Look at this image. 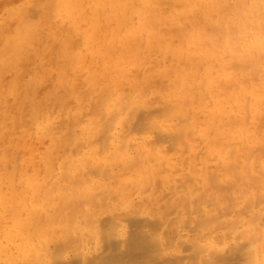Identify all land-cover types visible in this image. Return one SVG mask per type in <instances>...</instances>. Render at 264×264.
Masks as SVG:
<instances>
[{"label": "bare ground", "instance_id": "1", "mask_svg": "<svg viewBox=\"0 0 264 264\" xmlns=\"http://www.w3.org/2000/svg\"><path fill=\"white\" fill-rule=\"evenodd\" d=\"M54 2H56V1H52L50 4L51 8L53 9L52 17H62L64 19L74 21L78 17L85 15V16L90 17L92 19H96V21H95L96 26H97V19L98 18H100V19L102 18V20H104V21H105V19L107 21H110L115 16L119 15L120 16L119 21L122 22V23L121 22L120 23L123 24V26L121 24L120 25L122 26V29H124L123 27H125L124 26L125 21H123V20H125L127 16L136 15L137 18H139V20H140L139 21L140 22L139 30L141 32L140 34L142 37L143 36L145 37V35H142L144 33H146V36H147L148 34L152 33L153 30H157V33L154 35L157 36L158 39H160L161 44L159 47L161 49L163 48L162 51L160 52V53H162L161 54L162 57H163V55H165L164 52L172 53L174 51V54L176 55L175 49L173 50L172 49L173 46L171 48V46L169 44V43H172L170 41L169 37L171 35V37H173V40L175 41L176 38L179 39V38H184L187 36V31H185L186 30V27H185L186 23H185V25H183L184 23L183 24L181 23V19H185L189 15H193L195 13V10H192V9L189 10L188 7H191V8L197 7V5H195V6L187 5L188 4L187 0H59L57 3V6H52V5H54ZM226 3H229V2L226 1ZM256 3L258 5V0H256ZM196 4H199V3H196ZM246 4H247V2L245 1L244 2V8L247 6ZM255 6L256 5L251 6V7H253V8H251L253 10L251 12L254 13L251 15L253 17H257V13L262 11L260 9V7H262V5H260L259 8H257L258 6L256 8H254ZM236 9H237V12H239L240 14L243 15L242 20L244 21V22L242 21L243 29L240 27L239 30H241V31L237 35V37L235 38L236 46L238 45L237 47L239 48V47H244L247 44L246 48H243L245 51L244 52L245 56L246 55L248 56L249 54H251V52H253L252 50H254V51L257 50V52L260 53V51L264 47V44L262 43V40L258 39V37L261 36L262 33L264 34V29H262L263 31H261L257 26H255L253 28V31L250 33V35H248L246 32L248 31L247 29L249 28L248 24L251 20V16L248 18L246 16V12H244V9H243V11H238V8H236ZM169 10H170V12L172 11L174 14H171V15L167 14V12ZM188 11H190V12L188 13ZM233 12H234V10H233ZM227 13L229 15V11ZM132 16L130 18H134V16L133 17ZM193 17H194V15H193ZM211 18H212V16H211ZM213 18L211 20L212 22H213ZM223 18H224V21H226L225 20L226 15H225V17L223 16ZM100 19H98V21ZM135 19H136V17H135ZM135 19H133V20H135ZM133 20L131 19L129 22H127V20H126V25H128ZM221 20L222 19H220V21ZM232 21H233V18H232ZM232 21H230L231 24H232ZM112 22H110V23H112ZM222 22H223V20H222ZM222 22L221 23L219 22L220 27H221V25H223ZM77 23H78V21L76 22V24ZM86 23H88V22H86ZM110 23H109V25H110ZM199 23H201V21ZM114 24L116 25V22ZM74 25H75V23H74ZM112 25H113V23H112ZM120 25H118V26L121 28ZM79 26H80V24H79ZM132 26L134 28V24ZM32 27L33 26H31L30 23H27V22L22 23V27L20 30L15 31V33L12 37L5 39L3 48L0 50V60H1L0 63H2V61L4 62V58L6 61H8V59L11 56L18 54L20 52V48L24 44H26V45L32 44V39H33ZM110 27L111 26H109V28ZM220 27L217 28L215 26L214 29L212 28L211 29L212 33L214 32L215 29L216 30L218 29L217 30V32H218ZM232 28H234L232 31L235 32L236 27L234 26ZM135 30H136V28H135ZM188 30H190V29H188ZM222 30L224 31V29H222ZM236 30H238V29H236ZM244 30L245 31L247 30V31L243 34ZM207 31H210V30H207ZM223 31L218 32L219 33L218 35L216 32H214L216 34L213 33V35H217V37L219 36L220 37L219 39H221V38H223V35H224L222 33H225V31L224 32ZM166 32H168V33H166ZM81 34H83V33H81ZM118 34H119V32H118ZM163 34H166L167 37L168 36L169 37L166 38V40H165L163 38ZM86 35L87 34H85V36ZM133 35H135V34H133ZM252 35H254L253 36L254 38H252V40H251ZM137 36H139V34ZM86 37H88V36H86ZM97 37H98V35H97ZM115 38H116V36H115ZM133 38H134V36H133ZM133 38H130L127 41H124L123 38L115 39L116 42L118 41L117 46L119 48V52H121L120 56H122V57L127 56L128 58H130V56H134V57L136 56V54L130 55L131 51H132L131 45L134 43V40H136V38H134V39ZM224 38H223V40H224ZM142 39H141V41H142ZM219 39L217 38V40H215L214 42H218V43H216L218 45H219V42H221L220 43V45H221L224 41L223 40H222L223 42L219 41ZM179 40H181V39H179ZM188 40H190V39L187 38V41ZM230 40H233V39L230 37ZM226 41L228 42L229 40H226ZM116 42H115V44H116ZM182 42H183V40H182ZM232 42H234V41H232ZM38 43H40V42H38ZM158 43H159V41H158ZM77 44H80V42ZM229 44L231 45V43H229ZM73 46H74V44H73ZM90 47H92V46H90ZM215 47H216V45H215ZM88 48H89V46H88ZM238 48H237V50H238ZM232 50L234 51V49H232ZM239 50H240V48H239ZM208 54H205V55L208 56ZM260 54H258V55L261 56ZM138 55L139 54H137V56ZM205 55H203V58ZM183 56H182V58H183ZM207 56H205V57H207ZM245 56H242V61H240L239 64H236V62H233V60L237 59V57L235 55H233V52L230 50L229 52L227 51L225 53V55L223 56V60L227 61L228 59H230V66L229 67H231V69L233 71L234 70L237 71L236 75H234L236 71L233 74L235 77L239 74L238 75L239 79H248L250 77H253L254 81H255L257 79H255V76H252V74H253L252 71H250V70L248 71V69L250 67H251V69H253L254 64L255 63L258 64V62H261V61H259V59H258V61L256 62L253 59L255 56L251 57V59H253L255 61V63L251 60L253 62V65L250 66L251 63H250V65L248 64V61L250 62V59H248L246 61ZM86 58H87V56H86ZM160 58H161V56H160ZM136 59L137 58H135V60ZM212 59H213V57H211L209 60H211V62H212ZM160 60L158 61L159 63H161ZM260 60H261V58H260ZM76 61L77 60L73 57L72 62L76 63ZM12 62H6L5 64L10 68V66L13 65V63H14V62L13 63ZM146 62H148V61H145V63ZM145 63H143V65ZM206 64H208V63H206ZM143 65H141V66H143ZM213 66H214L213 68L216 67V65H213ZM219 66H221V62H220ZM202 67H203V65H202ZM257 68H258V66H257ZM257 68L255 67V69H256V71H254L255 75H257V73H260V70H261V69L257 70ZM263 68H264V66H263ZM227 69H228V67H227ZM255 69H253V70H255ZM197 70L200 71L201 69H197ZM125 72H126L125 67L122 66V64H118L115 68L114 74L118 77H124ZM247 72H250L252 74L248 75ZM261 73H262V70H261ZM208 74H210V76H209L210 82L213 83L215 81L212 77L213 73L209 72ZM21 75H23V74H21ZM169 75H171V74H169ZM218 75H217V77H220V74H218ZM233 75L231 77H233ZM262 75H264V73H262ZM181 76H183V75H181ZM235 77H233V79H235ZM233 79L229 78V80H231V81H229L230 83L228 82L229 84H231V82L232 83L234 82V84H232V85L227 84L228 80H226L224 83V81L222 79H220V82L221 83L223 82V83L221 84L219 82V85L230 86V87H227L230 90L232 87L235 86V89L234 88H232V89L236 90V88L238 87V86H236L238 83V80L235 83V81H232ZM207 80H208V78H207ZM207 80L206 79L204 80L205 83H207L209 81V80L208 81ZM204 81H201V83ZM261 81H262L261 79L258 80V82H261ZM187 82H189V81H187ZM255 82H257V81H255ZM203 84L204 83H202V85ZM18 85H20V84L18 83ZM67 85H68V87L71 86V84H67ZM219 85H218V87H219ZM136 86L138 87V85H136ZM163 87H164V85H163ZM163 87H162V89H163ZM239 87H241V86H239ZM227 88H226V90L229 91ZM197 89H199V88L196 87V89H194V90L196 91ZM163 90H165V88ZM201 91L203 92L204 90L201 89ZM206 91L208 92V90H206ZM192 92H191V94H192ZM196 92H193V94L195 93L194 97L196 95ZM235 92L236 91H233V93H235ZM220 95H219V97H220ZM223 95H225V93ZM231 95H229L231 98L234 97L233 94H231ZM142 96H144V93ZM145 96H147V95H145ZM175 96H177V94H175ZM134 97L135 96H133V97L131 96L132 100ZM170 97H171V95H170ZM186 97H187V95H186ZM102 98H103V96H102ZM131 98H129L130 99L129 101H131ZM142 98H144V97H142ZM205 98H206V96H205ZM60 99H62V98H60ZM187 99H188V97L186 98V100H184L183 106L184 105L187 106L188 107V108L186 107L188 109L187 112H189V110H190L189 105L192 104V101L194 103L195 101H198V100L195 97L194 100L191 99V101L188 102ZM207 99H209V98L207 97ZM230 99H228V101ZM245 99H246L245 102H247V103H245V105L246 104L248 105L249 101L251 102V100H248L247 97ZM7 100H9V99H7ZM125 100H126V102L128 101V99H125ZM232 100H235V99L232 98ZM232 100L229 101V104H231V105H233V102H234ZM228 101H226L225 103H228ZM231 101H232V103H231ZM97 102H98V100H97ZM168 102H170V101L165 100V98L158 97V98H156L155 101L151 100V102L140 100V101L134 102V103L130 102V104L125 103L126 105L124 104V106H126V109L128 107V110H127V113L125 115V118L120 120L119 125L121 126L122 130L126 129L129 133L126 131L128 134L126 135V132H125V136L123 137V139L120 138V139H122V141L119 140L121 142V143L119 142L120 145H122V142H123V144H125L128 148H130V146L133 147L134 145H131V143H130V141L132 140L131 133H133V132H135L136 135L144 136L143 138L145 140L146 139L148 140V142L146 144L142 145L141 148L149 147V149H147V151H145V152L140 150L141 154L139 152H138V154L141 156L138 158H142L145 162H147L150 165L148 167V170H146L145 172H139L138 171L139 176H136L137 178L134 177L135 179H132L131 177L125 178L126 172H128L129 169H131L130 168L131 166H130L128 168V170H126L127 166L126 167L124 166L127 159H129L128 158L129 155H126L127 152H122L121 150H123V148L122 149L118 148V146H120V145L117 146L115 144L116 142H113L115 138L110 139L113 137L111 136L109 138V136H105V137L109 138V139L106 138L107 141L112 140V142H113V144H110L111 141H109L108 142L109 145H107V146L105 144L106 141L101 142L102 139H100L99 137H98V141L96 139H95V141H93V139L95 138V136L98 133V129H97L98 126L94 121L89 122L83 130V134H84L86 142L88 144L87 150H84V149L80 150L81 144L79 143L80 144V146L78 145L79 148L77 149V147H76V149H74L73 151L68 152L67 158H64V156H60V157L56 156V154L58 153V148H61V146L63 145L62 140L55 138V134L53 133V131L55 129L54 125L56 123L55 122L56 117L52 118L51 115H48L46 113H42L41 112L42 109L40 110L39 106L34 107L32 115H33L34 119H36L37 134L40 135L41 137L42 136H49V140L51 141V147L52 148H51V150L47 151V153H45L44 158H43V163L45 165V168L48 170V172L46 173L45 176H41V170L42 169H40L41 168V166H40L39 167L40 172L38 171L39 173L34 172L31 176L25 177V179L23 180V183L21 184L22 187L19 191L17 189L19 186L16 185V187H15L14 186L15 184H13L14 176H13V180L11 179L12 178L11 176L13 175L12 173H11L12 174L11 176H8V175L5 176V175L0 174V264H264V219H263L264 217L262 218V220L258 221L259 216H261L258 213L262 214L263 211L257 212L256 207L255 206H254L255 208L252 207L257 212L256 213V214H258V216H257L256 214H253L254 211H252L250 209V206H248V207L246 206V204L249 203V205H252V204L256 205V206L262 205L263 206L262 208H264V182H262L263 178H261V177L257 178L254 175H253L254 180L252 181L253 177L251 176V174H249V176H246V177L251 178V180H250V178H249V180L251 183H253V185L258 184L257 182L260 183V180H261L262 184H261V186H259V188L257 190L259 192H262V194L261 195H260V193L256 194L258 192L256 189H255V191L251 190L249 192L248 189H250V187L253 185H251V183H249V181H248L249 185L246 183L247 186H244V185H246L245 184V182H246L245 178L246 177H244L245 175L240 177L238 175H240L241 173L239 172V174H237L238 172H236V169L240 171V169H238V168H240L239 166H241V165H239V163H241V162H239L238 164H235L236 168L234 170L236 173L233 172L234 173L233 175L237 174L235 176L238 177V179H237V177H235L236 178V180H234L235 183L237 180L241 181L240 178H242V180L244 178V180H243L244 185H243V182L241 183V185H243L245 188H242V190H243L242 191L243 193H241L242 195L239 194V196L238 197L236 196L235 199H234V197L229 198L230 195L228 194V198L230 200H234V203H236V205H235L233 203V201L231 202L233 204L232 205L233 208L237 207V210H236L234 216L232 217V219L227 217V215L231 213L232 210L230 211V209H232V208H231V205L229 206V204H230L229 199L227 200V197H224L225 195L223 196V192L227 191L226 189L231 191V189H229L230 186L233 184L231 186V188H234L235 184L232 182V184H230V186H229V184H228L229 182H227V180L225 179L226 175L225 176L220 175L221 172L219 174H216V172H217L216 169L214 171H212V173H210V174L208 172H207V174H206V172H204V170L206 168L205 164L208 160V156H207L208 154L200 157V159H199V160H201L200 163H205V164H201V168H197L196 165L195 166H190V165L188 166L191 174H193V175H187V176H189L188 180H190V181H188V182L190 184H187V182H185V181H184L185 183L182 184L184 186V189L187 190V193L189 195L188 197H186L187 200H186V205L184 206L185 208H180L179 206H176V205L180 204V203L178 204L176 202L177 204L173 203L171 205V207H169L168 209H167V206H164L163 209H160L159 203H160L163 195L160 196L159 193H158V195H156V192H159L160 190H167L169 188H170V190H172L173 187H174V189H178L179 186L177 184H178V182L180 183L178 177H182L183 170L186 168V167L185 168L183 167L184 166L183 163L186 160L184 161L182 159L181 154L178 153L179 151L174 152L172 154L170 153L173 146L180 147L179 146L180 142H181L180 140L183 137L182 132H184L185 130H187L190 127L189 131H190V133L192 132L194 135L193 137L188 138V142L190 144L189 146H188V144H186L187 145L186 147L188 149L183 145L187 149V151L190 152V156L194 157V156L198 155V153L200 152V151L199 152L197 151L198 146H196L195 143L199 140L204 141L205 140L204 138H206V135H204V134H206L207 132H206V130L203 129L204 125L207 124V126H208V124H211V125L214 124V131H216L217 135L220 133V132L218 133V131L221 129V127H219L217 124L215 125L216 118H218V117L215 116L216 118H214L212 116L211 112H209V114L204 117L205 120L207 121V123H205L204 125L200 124V119H199V121L196 119H193V116L190 119L189 115H191L192 112L186 113V114H188L189 119L185 115L187 118L183 119L185 121V122H183L182 119L180 118V116H181L179 114L180 112L179 113L177 112L179 114L178 118L176 115L173 114L175 117L172 115V113H173L172 110L177 108L178 107L177 105H179L180 103L175 104L174 102L171 101L174 104L170 103L171 104L170 105V104H168ZM262 102H263V104H261V105H263L262 107H264V100H262ZM188 103H190V104H188ZM195 103H197V102H195ZM221 103L222 102L220 101V104ZM229 104H227V106L230 107L229 109L236 107L235 105L230 106ZM154 105H155V107H157L159 109H153V108H155V107H153ZM168 105H170V106H168ZM223 105H224V103H223ZM247 105H246V107H247ZM251 105H253V106L251 107L250 110H252L254 108V104L252 103ZM182 107H181V109H182ZM260 108H261V106H260ZM179 109H177V110H179ZM198 109H201V107ZM123 110H125V109H123ZM243 110H244V108H243ZM246 110H249V109L246 108ZM246 110H244V111L246 112ZM89 112H90V110H89ZM195 112L197 113V114H195V116L198 115L197 110ZM92 113H94V112L92 111ZM97 113L98 112L96 111V114ZM249 113H250V111H249ZM87 114H91V113H87ZM119 114L124 115V113H119ZM245 114H246L245 118L250 117L247 115V112ZM262 115L264 116V112H262ZM117 116H119V115H117ZM231 118L236 119L237 115H236V117L232 116ZM231 118H229V121H230L229 124L231 125V123H232V125H233L235 122V119H234V122H231L233 120ZM173 119L180 120L181 122L178 121L180 123L183 122L182 126L180 125V123H177L181 126V130L178 133H175L174 132L175 130L173 128L174 126L173 127L171 126L170 122H172L171 120H173ZM187 119H188V121H187ZM240 120H242V119H240ZM240 120L238 118V120L235 122L236 124L234 126L238 125L241 122ZM72 121L73 120H71V122ZM226 123H228V122H226ZM261 124L263 125V123H261ZM61 125H60V127H61ZM75 125L73 124V126H75ZM223 125L226 126L225 123ZM71 126H72V124H71ZM178 127L179 126H177V128L175 127V129H178ZM228 127H229V125H228ZM243 127L244 126L239 127V131H240L239 133L242 135V137L244 139V145H246L249 148L250 145L252 144L253 138H255V136H256L255 135L256 132L255 131L250 132L249 130L247 131ZM56 128L58 129V126ZM111 128L113 129L112 125H111ZM233 128L236 129L237 126H236V128L235 127H233ZM259 128L262 129L261 127H259ZM257 129H258V126L256 128V131H257ZM109 130H111V129H109ZM109 130H107V131L109 132ZM250 130H251V128H250ZM105 131H106V129L103 130V132H105ZM107 131H106V133H107ZM189 131H188V133H189ZM212 131H213V129H212ZM236 132H238V131H236ZM259 132L260 131H257L258 136L260 135L262 130L260 133ZM56 133H58V132H56ZM106 133H104V134L106 135ZM135 133H133V135H135ZM188 133H187V135H188ZM129 134H130V137H129ZM190 135L191 134H189L188 136H190ZM235 135H237V134H235ZM72 136L73 135H71V137ZM113 136H115V135H113ZM210 136H211V133H210ZM128 137L130 138L129 140H127ZM134 137H136V136H134ZM134 137H133V139H135ZM76 138H77V136H76ZM137 138H138V136L136 137V139ZM230 138H231V136H230ZM104 139L105 138L103 136L102 141H104ZM64 140H66V139H64ZM68 140H70V142L68 141L69 144L68 143L66 144V146H65L66 150L69 147L68 145H70L72 143L71 139H68ZM79 140H81V139H79ZM218 140H220V139H218ZM46 142L47 141L45 140V143ZM98 142H99V144L101 142L102 145L105 144V146L104 145L102 146L100 144L101 147L100 146L98 147ZM212 142H214V141L212 140ZM83 143L84 142H82V144ZM211 143H210V145H211ZM239 143L240 142H238L237 144H239ZM156 144L158 146L160 145V147H161L160 151H157V149L155 147L152 148V146H154ZM165 144H168V146H166V147L167 148L169 147V149L165 148ZM237 144H235V145H237ZM227 145L233 146L234 144L231 142H227ZM122 146H120V147H122ZM203 148H204V146H203ZM232 148H231L232 149L231 150L229 147V150L232 151L231 154L235 155L236 153H238V151L236 152L234 150V147H232ZM257 148L258 147H255V151L260 149V148H258V149ZM69 149H71V148H69ZM162 149H165V150H162ZM130 150H131V148H130ZM233 150L235 151V153H233L234 152ZM240 151L243 152V151H245V149L241 147ZM255 151H252L249 154V156H252L253 153H256ZM183 152H186V150L183 149ZM261 152H262L261 155L264 154V150ZM228 153H229V151H228ZM138 154L135 153V155H138ZM234 155H231V158H233ZM225 156L226 155H224V157ZM229 156H230V153H229ZM34 157L36 159L35 155H34ZM134 158H135V156H134ZM185 158H187V157L185 156ZM228 158H226V159H228ZM248 158L250 159V157H248ZM258 161H256V163ZM0 163H2V162L0 161ZM138 163H140V161H138ZM151 163H153V164H151ZM35 164H33V166ZM40 164L41 163H39V165ZM197 164L199 165V163H197ZM226 164H228V163H226ZM247 164H248V160H247ZM5 165H7V164H5ZM233 165L234 164H232V162H230L228 164V166H229L228 169H230L232 167V171H233V168L235 166V165L234 166ZM27 166H29V165H27ZM135 167H136V164H135ZM162 167H164V169ZM208 169H206V170H208ZM16 171L17 170H14L13 173L15 172L14 174H16ZM248 171H247V173H250ZM24 172H23V174H24ZM5 173L6 172H4L3 174H5ZM163 173H169L168 174L169 176H162ZM225 173H227V172H225ZM247 173L245 171L246 175H247ZM263 173H264V171H263ZM263 173H262V177H264ZM27 174L29 175L30 172ZM230 174H228V175L230 176ZM184 175H185V178L187 179L186 173ZM259 176H260V174H259ZM184 179H182V180H184ZM142 180H147L149 182V186L152 187V188L151 187L149 188V189H151L150 190L151 192L146 191L148 188L146 190L144 189L145 192H148L147 195L150 194V196L148 198L149 199L151 198V202L147 201V200H149L148 198L146 200V198H145L146 195H145L144 199H142V200H143V202L146 200L145 203L147 205L149 204L148 202H150V204H149L150 206L146 205L147 208L143 212L140 209L139 211H141V213L139 214V212H136L137 209H135V207H133L135 204H133V202H131V199H130V193L131 192H127V190L131 186L134 187L135 190H139L141 183H142ZM15 181H17L16 178H15ZM239 181H237V182H239ZM182 183H183V181H182ZM98 187L104 188L106 190V193H107L105 195H107V196H110V194L114 193V191H116V189H117L118 196L120 198H123V199H121V200H123V202L121 201V203L123 206H125L123 208V209H125L124 211H122V209H120V210L122 212H124V215H125V213H128V216L126 215L127 216L126 219H123V220H122V218L120 219L121 214L118 213V210H119L118 207L121 205L120 202H119V204H113L114 206L118 205L117 208L113 207V205L111 207H109L106 204L108 197L105 196V198L103 197L104 202H103V200H101V201L99 200L102 198H99L98 200L100 201L101 204H99V203L97 204V202L95 201L97 199H95V198L100 197L97 195L100 193H99V191L97 193H95V195H97V197H95V195L93 193L95 191H97ZM181 188H182V186H181ZM170 190L168 191L169 193H171ZM203 190H204L203 193H199L200 191H203ZM132 191H134V189H132ZM210 191H211V194H208ZM244 191L246 193H244ZM141 192L145 193L144 191H141ZM162 192H164V191H162ZM227 192H229V191H227ZM237 192H238V190H237ZM243 194H245L244 195L245 198H243ZM92 195H94V196H92ZM173 195L174 194H172V196ZM71 197L73 199L69 202V198H71ZM181 198H182V196H181ZM110 199L112 200V198H110ZM116 199H114V200H116ZM183 199H185V198L183 197L182 200ZM133 200L135 201L134 198H133ZM227 201L229 202V204H226V203H228ZM56 202H58V204ZM71 202H74V205L76 204L79 206V207L77 206V208H79L78 210H75L76 208L74 210L76 212H78L81 209V211H82L81 216L82 217H80V215L79 216L77 215L78 218L79 217L80 218L78 219V221L76 223H74V220L72 222L70 221L71 220L70 216L65 217L63 215V219H64V220H62L63 222H60V223L57 222L56 218L63 214V212H64L63 210H65L64 208H68V206L71 205ZM113 202L114 201L112 200V203ZM104 203L106 206L104 205ZM107 203H109V202H107ZM138 203L139 204L136 203L135 206L141 207L139 205L144 204L142 202H138ZM151 203H152V205H151ZM60 205H63L64 207L60 208ZM108 205H111V203H109ZM200 205H202L204 207H201ZM228 206L230 207V209L228 208ZM143 209H144V206H143ZM186 209L189 211H187ZM112 210H114L115 214H112V216L109 218H104V217L102 218L103 214H109V213H111ZM249 210H250V212H249ZM75 211H74V213H75ZM67 214L69 215V214H71V212L67 213ZM141 214L147 215L148 218H147V216H141ZM172 214L175 215L174 217H176L177 220L175 218L174 222L168 227L167 225L169 223V219H170V216ZM72 215H73V211H72ZM122 215H123V213H122ZM186 217H187V219H186ZM184 226H187V227L191 226L190 227V228H192L191 230H194L196 232V234L190 233V234H184L183 236L179 235V231H181L180 229ZM166 228H167V230H166ZM191 230L188 229V231H191ZM234 230H235V232H234ZM106 249H107V252H104Z\"/></svg>", "mask_w": 264, "mask_h": 264}, {"label": "rangeland", "instance_id": "2", "mask_svg": "<svg viewBox=\"0 0 264 264\" xmlns=\"http://www.w3.org/2000/svg\"><path fill=\"white\" fill-rule=\"evenodd\" d=\"M52 1H56V2H54V5H52V6H57V3L59 0H0V50L3 48L5 39L12 37L14 35L15 31L20 30L22 27V23L27 22V23H30L31 26H33L32 27V30H33L32 31V35H33L32 44H29V45L24 44L20 48V52L18 54L11 56L8 59V61H6L4 58V62L2 61V63H0V161L2 162V163H0V165H1L0 166V170H1L0 174L5 175V176H7V175L11 176L13 174L11 176L12 177L11 179L13 180V176H14L13 184H15L14 185L15 187H16V185L19 186V187L17 186L18 191L21 189V187H22L21 184L23 183V180L25 179V177L31 176L34 172H38V171L40 172V169H42L41 170V176H45L46 173L48 172V170L45 168V165L43 163V158H44L45 153H47V151L51 150V148H52L51 147V141L49 140V136H42L41 137L40 135L37 134L36 119H34V117L32 115L34 107L39 106L40 110L42 109L41 110L42 113H46L48 115H51L52 118L56 117L55 118L56 123L54 125V128L56 130L54 129L53 133L55 134V138L62 140V142H63V145L61 146V148H58V153L56 154V156H59V157L64 156V158H67L68 152L73 151L74 149H76V147L78 149L80 144H81L80 150H82V149L87 150L88 149V144H87L85 136L83 134V130L86 127V125L91 121H94L98 126L97 127L98 133L95 136V138L93 139V141H95V139L98 141V137L103 140V136H104L105 139H104V141L101 140V142L106 141L105 142L106 146L109 145V143H108L109 141H111L110 144H113V142H116L115 144L117 146L120 145V143H121L120 141H122L123 137L125 136V132L127 131L126 129L122 130L121 126L119 125L120 120L125 118V115H126L127 110H128V107L126 109V106H124V104L125 103L130 104V102L134 103V102H138L140 100L151 102V100L155 101L156 98H158V97L165 98V100L170 101V102H168V104H170V103L171 104H174V103L179 104L180 103L179 105H177L178 106L177 108L172 110L173 111L172 115L174 114L178 118V116L180 114L181 115L180 118L182 119L183 122H185L183 119L188 117V114H186V113L192 112V114L190 113L191 115H189L190 119L193 116V119H196L198 121L200 119V124L204 125L205 123H207V121L205 120L204 117L206 115H208L209 112H211L212 116L214 118H216L215 116L218 117V118H216L215 125L217 124L219 127H221V129L218 131V133L219 132L220 133L217 135L216 131H214V124L213 125L208 124V126H207V124L204 125L203 129L206 130V132H207L206 134H204V135H206V138H204L205 139L204 141L199 140L195 143V145L198 146L197 151L198 152L200 151V152L198 153V155H196L194 157L190 156V152L187 151L188 148L186 147L187 146L186 144H188V146L190 145L188 142V138H191L194 135L192 132L190 133V131H189L190 127L187 130H185L184 132H182L183 137L180 140L182 142V143L180 142V145H179L180 147L173 146L170 153L172 154L174 152L179 151L178 153L181 154L182 159L184 161L186 160L183 163V165H184L183 167L184 168L186 167V168L183 170L182 177H178V179L181 183L180 184L177 181L178 182L177 185L179 186L178 189H174V187H173V189L171 188L172 190H170V188H169L167 190H160L159 192H156V195H158V193L160 194V196L163 195V197L159 203L160 209H163L164 206H167V209H168L169 207H171V205L173 203H175V204L180 203L179 205H176V206H179L180 208H185L184 206L186 205V200H187L186 197H188L189 195L187 193V190L184 189V186L182 184H184L185 182H187V184H190L188 182V181H190V180H188L189 176H187V175H193V174H191L188 166L189 165L190 166L196 165L197 168H201V164H205V163H200L201 160H199V159L201 156H205L207 154H208L207 155L208 160L205 164L206 168H205L204 172H206V174H207V172L210 174V173H212V171H214L216 169L217 170L216 174H219L221 172L220 175H224V176L226 175L225 179L227 180V182H229L228 183L229 186H230V184H232V182L235 184L234 188H231V186L233 184L230 186L229 189H231V191L225 188L227 191L230 192V193L227 191L223 192V196L225 195L224 197H227V200L230 197H234V199H235L236 196L238 197L239 194L243 193L242 188H245L244 186H247L248 181H249V183H251L250 182L251 178L246 177V176H249V174H251L252 177L254 175L257 178L258 177L263 178L262 182H264V177H262V173L264 171V154L261 155V153H262L261 151L264 150V120H263L264 116L262 115V112H264V109H263L264 107H262L263 105H261V104H263L262 100H264V75H262V73H264V68H263V66H264V47L260 51L261 54L259 52H257V50L256 51L252 50L254 53L251 52V54H249L248 56L246 55L247 56L246 57L244 54L245 51L243 48H246L247 44L244 47H239L240 48V50H239V48L237 47L238 45L236 46V43H235V38L237 37V35L241 31V30H239L240 27L243 29V27H242L243 15L240 14L239 12H237L236 8H238V11H243V9H244V12H246V16L249 18L252 14H254L253 12H251V11H253L251 9L253 7H251V6L256 5L254 8H256L257 6H258L257 8H259L260 5H262V7H260V9L262 11H260V12H258L259 10L257 11L258 12L257 17L251 16V20L248 24V27H249L247 29L248 31L247 30H246L247 32L245 30L243 31V34L246 32L248 35H250V33L253 31V28L255 26H257L261 31H263L262 29H264L263 28L264 27V0H258V5L256 3V0H187L188 1L187 5H189V6L197 5L196 8L195 7H193V8L188 7L189 10L190 9L195 10V13L193 14L194 17H193V15H189L187 18L181 19V23L182 24L184 23L183 25H185V23H186V26H185L186 27L185 31H187L186 37L190 40L187 41V38L184 37V38H179L181 40L176 38L174 41L173 37H171V35H170V37L168 36L170 41L172 42L169 44H170L171 48L173 46V48H172L173 50L175 49L176 55L174 54V51L172 53L164 52L165 55H163V57L161 55L162 53H160L163 49V48L161 49L159 47L161 44L160 39H158L157 36L154 35L157 33V30H153V32L148 34L147 36H146V33L142 34V35H145V37L143 36L144 37L143 38L141 36V34H140L141 32L139 30V25H140L139 21L140 20H139V18H137L136 15H133L134 18H130L132 15L127 16L126 19L123 20V21H125L124 22L125 27H123L124 29H122V26H123V24H121L122 22L119 21L120 20L119 15L115 16L110 21H107L106 19L104 21V20H102V18L101 19L98 18L101 21L100 20L98 21V19H97V26H96V22H95L96 19H92V18L87 17L85 15L78 17L74 21L64 19L62 17H52L53 9L51 8V5H50ZM226 1H228L229 3H226ZM245 1L247 2V4H246L247 6L244 8V2ZM196 3H199V4H196ZM233 10H234V12H233ZM228 11H229V15L227 13ZM168 12H167V14H169V15L174 14L172 11L170 12V10ZM189 12L190 11H188V13ZM225 15H226V18H225L226 21H224V18H223V16L225 17ZM211 16H212V18L214 17L213 22L211 21L212 20ZM135 17H136V19H135ZM232 18H233V21H232ZM129 19L130 20L135 19V20L130 22L128 25H126V20H127V22H129L130 21ZM220 19H222L223 22H222V20L220 21ZM77 21H78V23L76 24ZM200 21H201V23H199ZM230 21H232V24ZM86 22H88V23H86ZM110 22H112L113 25ZM115 22H116V25L114 24ZM219 22L220 23L222 22V24H223V25H221L222 28L219 26ZM74 23H75V25H74ZM109 23H110V25H109ZM79 24H80V26H79ZM133 24H134V28L132 26ZM108 25L111 27L109 28ZM118 25H120L121 28ZM214 25L217 28L220 27L218 32L223 31L222 29H224L225 33H222V34H224L223 38L225 37L224 40H223V38L219 39L220 38L219 36L217 37V35L219 34L217 32L218 29L214 30V32H216L217 35H213L214 32L212 33L211 29L212 28L214 29V27H215ZM234 26L236 27L235 32L232 31L234 29L232 27H234ZM135 28H136V30H135ZM187 28L190 30H188ZM236 29H238L239 31ZM207 30H210V31H207ZM118 32H119V34H118ZM81 33H83V34H81ZM166 33H168V32H166ZM216 33H214V34H216ZM85 34H87L86 36H88V37H86ZM133 34H135V35H133ZM138 34L140 37L137 36ZM97 35H98V37H97ZM115 36H116V38H115ZM133 36H134V38H136V40H134V43L131 45L132 51H131L130 55L136 54V56L135 57L130 56V58H128L127 56H123V57L120 56L121 52H119V48L117 46L118 41L116 42L115 39L123 38L124 41H127L130 38H133ZM253 36L254 35H252V37L250 36L251 40H252V38H254ZM168 37L166 34H163V38L165 40ZM216 37L219 39V41H222V40L224 41V42L222 41L224 43V44L223 43L221 44L222 46L220 45L221 42H219V45L216 44L218 42H214L215 40H217ZM230 37L233 40H230ZM141 39H142V41L143 40L144 41L142 42ZM258 39L262 40V43L264 44V34L263 33L261 36L258 37ZM182 40H183V42H182ZM226 40H229V41L227 42ZM158 41H159V43H158ZM232 41H234V42H232ZM38 42H40V43H38ZM76 42L77 43L80 42V44H77ZM115 42H116V44H115ZM229 43H231V45ZM232 43L233 44L235 43V44L233 45ZM73 44H74V46H73ZM215 45H216V47H215ZM88 46H89V48H88ZM90 46H92V47H90ZM237 48L239 51L237 50ZM232 49H234V51ZM230 50L233 52V55H235L237 57V59L233 60V62H236V64H239V62L242 61V56H245L246 61L248 59H250V62L248 61L249 65L251 63L250 66L253 65V62L255 63V61L257 62L259 59V61H261V62H258V64L255 63L253 66V69H255V67L257 68V66H258L259 69L257 68V70L261 69L262 73L260 70V73H257V75H255L254 71H256V69L253 70L249 66L250 68L248 67L249 69L248 68L247 69H248V71L249 70L252 71L253 74L250 72H247V74L248 75L252 74V76H255V79H257L255 81H257V82L259 79H261L262 81L257 83L254 81L253 77H250L248 79H239V77H238L239 74L236 76L237 77L236 78L234 75H236L237 71L236 70L233 71L231 69V67H229L230 66V59H228L227 61L223 60V56L225 55V53L227 51L229 52ZM137 54H139V55L137 56ZM205 54H208V56ZM258 54H260L261 56H259ZM203 55H205L207 57L204 56V58H203ZM86 56H87V58H86ZM160 56H161V58H160ZM182 56H183V58H182ZM73 57L77 60L76 63L72 62ZM211 57H213L212 62H211V60H209ZM251 57H254L253 59L255 61L253 59H251ZM135 58H137V59L135 60ZM260 58H261V60H260ZM159 60L161 63L158 62ZM145 61H148V62L145 63ZM6 62H12L13 65H11L9 68L5 64ZM220 62H221V66H219ZM143 63H145V64L143 65ZM206 63H208V64H206ZM118 64H122V66L125 67V71H126L124 74L125 78L124 77H118L114 74L115 68ZM141 65H143V66H141ZM202 65H203V67H202ZM213 65H216V67L213 68L214 67ZM227 67H228V69H227ZM197 69H201V70L198 71ZM209 72L213 73L212 77L215 80L213 83L210 82V78H209L210 74H208ZM234 72H235V74H234ZM21 74H23V75H21ZM169 74H171V75H169ZM218 74H220V77H217ZM181 75H183V76H181ZM232 75H233V77H235V79H233V77H231ZM207 78L209 81L207 80ZM229 78H232L233 79L232 81H235V83L238 80V83L236 85L238 87L236 88V90H234L235 89L234 85H233L234 87H232L234 89L231 88V90L227 88L230 86L219 85L220 79H222L224 81V83L226 80H228L227 81L228 85L234 84V82L233 83L231 82V84H229L230 83L229 81H231V80H229ZM205 79L208 81L207 83H205V81H204ZM187 81H189V82H187ZM201 81H204V82H202V83H204L203 85H202ZM18 83L20 85H18ZM67 84H71V86L68 87ZM162 84L164 85V87ZM136 85H138V87ZM218 85H219V87H218ZM239 86H241V87H239ZM162 87H163V89L165 88V90H163ZM196 87L199 88L196 90L197 92L194 90V89H196ZM226 88L229 91H227ZM201 89L204 91L202 92ZM206 90H208V92ZM192 91L196 92L195 97L198 101H195V102H197V103L194 102L195 104L192 101V104L189 105L190 110H189V112H187L188 107L185 105L183 106V104H184V100H186L187 97H188V99H187L188 102L191 101V99L192 100L195 99V97H194L195 93L193 94ZM233 91H236V92L233 93ZM191 92H192V94H191ZM143 93H144V96H142ZM224 93H225V95H223ZM175 94H177V96H175ZM231 94H233L234 97H232V98H234L235 100H232V98L229 96ZM145 95H147V96H145ZM170 95H171V97H170ZM186 95H187V97H186ZM219 95L221 98L219 97ZM102 96H103V98H102ZM131 96L132 97L135 96L133 98V100H132ZM205 96H206V98H205ZM142 97H144V98H142ZM207 97L211 101L209 99H207ZM246 97L248 98V100H251V102L254 104V108L252 110H250V109L253 105H251L252 103L250 101L248 104L249 106L246 104L247 105V107H246V105H245V103H247V102H245ZM60 98H62V99H60ZM129 98H131V101H129L130 100ZM7 99H9V100H7ZM125 99H128L129 102L127 101L128 102L127 103ZM228 99L234 101L233 105L236 106V107L234 106L235 108L229 109L230 107L227 106V104H229L230 100L228 101ZM97 100H98V102H97ZM171 101L174 103H172ZM220 101L222 102L221 104H220ZM226 101H228V103H225ZM232 101H231V103H232ZM223 103H224V105H223ZM188 104H190V103H188ZM170 105H168V106H170ZM229 105L233 106L231 104H229ZM260 106H261V108H260ZM153 107H155V105ZM181 107H182V109H181ZM200 107H201V109H198ZM225 107L226 108L228 107V108L226 109ZM243 108H244V110H246V108L249 109V110H246V112H247V115L250 117L245 118L246 112L243 110ZM123 109H125V110H123ZM153 109H159V108L155 107ZM177 109H179V110H177ZM195 109L198 112V115H196V116H195V114H197V113L195 112L196 111ZM89 110H90V112H89ZM91 110L94 113H92ZM96 111L98 112L97 114H96ZM249 111H250V113H249ZM118 112L124 113V115L119 114ZM177 112L178 113L180 112V113L178 114ZM87 113H91V114H87ZM117 115H119V116H117ZM236 115H237V118L236 119L234 118L235 122L238 120V118H239V120L242 119V120H240L241 122L239 121L240 123L238 122L239 124L236 125L237 128H236V126H234L236 124L234 122V119L231 118L232 116L236 117ZM189 117H188V119H189ZM229 118L233 119L231 121V122H234L233 125H232V123H231V125L229 124V122H230ZM188 119H187V121H188ZM71 120H73V121L71 122ZM171 121H172V122H170L171 126L172 127L174 126L173 127L175 130L174 132L175 133L180 132L183 122L180 123L181 121L178 119H176V120L173 119ZM178 121H180V122H178ZM226 122H228V123H226ZM260 122L263 123V125ZM70 123L72 124V126ZM177 123H180L181 126ZM224 123L226 126L223 125ZM73 124L74 125L76 124V125L73 126ZM60 125H61V127H60ZM111 125H112L113 129L111 128ZM228 125H229V127H228ZM57 126H58V129L56 128ZM177 126H179L178 129H175V127L177 128ZM240 126H244L243 128H245L247 131L249 130L250 132H252V131L256 132L255 133L256 136H255V138H253L252 144L250 145L249 148L246 145H244V139H243L242 135L239 133L240 132L239 131ZM257 126H258L257 131L261 132V130H262L261 133L259 132L260 133L259 136L257 135L258 133L256 131ZM233 127H235L236 129H234ZM259 127H261L262 129H260ZM108 128L111 130H109ZM250 128H251V130H250ZM102 129L103 130L106 129V131L109 130V132L108 131H107V133H106V131L103 132ZM212 129H213V131H212ZM235 130L238 132H236ZM188 131H189V133H188ZM56 132H58V133H56ZM127 132H126V135L129 133V132L128 133ZM104 133H106V135ZM133 133H135V132H133ZM133 133H131L132 140L130 141V143H131V145H134V146L133 147L130 146L131 150L125 144H123V142H122V145L124 147L122 145H120L122 147L118 146V148H120V149L123 148V150H121V151L127 152L128 154L126 153V155H129V157H128L129 159H127L124 166L125 167L127 166L126 170H128V168L130 166H131L130 167L131 169H129V171L126 172L127 177L125 176V178L131 177L132 179H135V178H137L136 176H139L138 175L139 172H145L146 170H148V167L150 164L145 162L142 158H138L141 156L138 154V152L141 154V151L145 152V151H147V149H149V147L141 148V146L146 144L148 142V140L147 139L145 140L143 138L144 136H142V135L139 136V135H136V133H135V135H133ZM187 133H188V135L189 134H191V135L188 136ZM210 133H211V136H210ZM70 134L73 136L71 137ZM235 134H237V135H235ZM113 135H115V136H113ZM76 136H77V138H76ZM105 136H109V138L112 136L113 138H110V139H114V138L115 139L113 142H112V140L107 141V139H109V138H107ZM134 136H136V137L138 136V138L136 139V137H134ZM230 136H231V138H230ZM129 137H130V134H129ZM129 137L127 138V140L130 139ZM133 137L136 140L133 139ZM120 138H122V139H120ZM64 139H66L67 141ZM68 139H71L72 143L70 145H68L69 147L67 146L68 148L66 150L65 146L67 143L69 144V142H70V140H68ZM79 139H81V140H79ZM218 139H220V140H218ZM45 140L47 141L46 143H45ZM212 140L214 142H212ZM82 142H84V143L82 144ZM101 142H100V144H101ZM227 142H231L234 145L228 146ZM238 142H240V143L237 144ZM210 143H211V145H210ZM100 144L98 142V147L99 146L101 147L102 144L101 145ZM105 144H103V145L105 146ZM235 144H237V145H235ZM166 146H168V144H165V148H167ZM203 146H204V148H203ZM240 146L242 148H244L245 151H243V152L240 151L241 150ZM153 147H155L157 149V151L161 150L160 145L158 146L156 144V145L152 146V148ZM229 147H230V149L232 147H234V150L236 152L238 151V153H236L235 155L231 154L232 151L229 150ZM255 147H258L261 150L259 149V150L255 151ZM69 148H71V149H69ZM167 149H169V147ZM183 149L186 150V152H183ZM162 150H165V149H162ZM63 151L64 152L66 151V152L64 153ZM228 151L230 153V156H229ZM235 151L233 153H235ZM252 151H255L256 153H253L252 156H249V154ZM135 153L138 155H135ZM34 155L36 156V159H35ZM224 155H226L225 156L226 158H228V157L229 158L226 159L224 157ZM231 155H234L233 158H231ZM134 156H135V158H134ZM185 156L187 158H185ZM248 157H250V159ZM247 160H248V164H247ZM138 161H140V163H138ZM256 161H258V162L256 163ZM230 162H232V164H234V165L241 162V163H239V165H241V166H239L240 168H238V169H240V171L236 169V172H238L237 174H239V172L241 173L240 175H238L240 177L245 175L244 177H246L245 178L246 179L245 184L247 183L246 185H244V181H243L244 178H243V180H242V178H240L241 181L237 180L239 182L236 181L237 184L235 183L234 180H236L235 177H237L235 175H237V174H235V175H233V174L236 173L234 170L236 168V165L235 166L233 165L234 168L232 171V167L230 168L231 170L228 169V167H229L228 164ZM39 163H41V164L39 165ZM197 163H199V165ZM226 163H228V164H226ZM5 164H7V165H5ZM33 164H35L34 165L35 167L33 166ZM135 164H136V167H135ZM151 164H153V163H151ZM27 165H29V166H27ZM40 166H41V168L39 169ZM164 167H162V168L164 169ZM206 169H208V170H206ZM14 170H17L16 174H14L15 172L13 173ZM24 171L25 172L27 171V172L25 173ZM245 171H246V173H247V171L250 173H247V175H246ZM4 172H6V173L3 174ZM23 172H24V174H23ZM29 172H30V174L28 175L27 173H29ZM225 172H227V173H225ZM185 173H186L187 179L185 178V175H184ZM168 174L169 173H163L162 176H169ZM228 174H230V176ZM259 174H260V176H259ZM15 178L17 181H15ZM249 178H250V180H249ZM182 179H184V180H182ZM237 179H238V177H237ZM253 180H254V177H253L252 181ZM182 181H183V183H182ZM242 182H243L244 186L241 185ZM257 183L258 184H255V185H253V183H251V185H253V186L250 185L251 187H250V189H248V191L250 192L251 190H253V191H255V189L257 190L259 188V186H261V184H262L261 180H260V183L259 182H257ZM181 186H182V188H181ZM150 187L151 186H149V182L147 180H142V183H141L139 190H135V188L132 186L129 187L127 190V192H131L130 193V199H131V202H133V204H135V205H136V203L139 204L138 202H142L145 204L144 205V204L140 203L141 205H139V206H141V207H138L135 205L133 206V207H135V209L138 210V211L136 210V212H139V214L141 213V211L143 212L151 202V198L150 199L148 198L150 196V194L147 195L148 192H151L150 191L151 189H149ZM101 188L98 187L97 191L94 190L95 192L93 193L94 195L98 191L100 193V194H97L100 197H97V195H95V197H97V198L94 197L95 199H97V200H95L97 202V204L98 203L101 204L100 203L101 200H103V202H104V198L106 196V197H108L107 202L111 203V205H108L109 203H107L105 201L107 206L111 207L113 204H119V202H120L121 207L119 206L120 208L118 207V209L119 210L122 209V211L125 210V209H123L125 206H123L121 203V201L123 202V200H121L123 198H120L118 196L117 189H116V191H114V193L110 194V196H107V195H105V194H107L106 190L104 188H102V189ZM132 189H134V191H132ZM144 189L145 190L147 189L146 191H148V192H145ZM169 190L171 193L168 192ZM237 190H238V192H237ZM141 191H144L145 193H142ZM162 191H164V192H162ZM203 192H204V190L200 191L199 193H203ZM244 193H246V192L244 191ZM259 193H260V195L262 194V192H259V191L256 194H259ZM172 194H174V195L172 196ZM208 194H211V191ZM228 194L230 195L229 198H228ZM94 195H92V196H94ZM145 195H146V197H145ZM244 195L245 194H243V198H245ZM181 196H182V198L184 197L185 199L182 200ZM144 197L146 198V200H147V198L149 199V200H147V201H150V202H148L149 203L148 205L145 203L146 200L143 202L142 199H144ZM99 198H102V199H99ZM110 198H112V200L114 201L113 203H112V200ZM133 198L135 199V201L133 200ZM72 199H73L72 197L69 198V202ZM114 199H116V200H114ZM229 201H230V204L228 201H227L228 203H226V204H229V206L231 205L232 209H230L229 206H228V208L230 209V211L231 210L232 211L230 214L227 215V217L232 219V217L234 216V214L237 210V207L233 208V206H232L233 204L231 202L233 201V203H234V200L229 199ZM56 203L58 204V202H56ZM234 204L236 205V203H234ZM104 205H105V203H104ZM151 205H152V203H151ZM69 206H68V208H64L65 209V210H63L64 212L62 211L63 214L61 213L62 215H60L59 217L56 218L57 222H59V223L63 222L62 221V220H64L63 215L65 217L70 216V219H71L70 221L72 222L74 220V223H76L78 221V219L80 217H82L81 216L82 215L81 209L78 212L75 211V210L79 209V208H77L78 205H76V204L74 205V202H71V205H69ZM117 206L118 205H115V206L113 205V207H116V208H117ZM143 206H144V209H143ZM200 206L204 207L202 205H200ZM246 206L247 207L250 206V209L252 211H254L253 214H256L259 211L260 212L263 211L262 214L258 213L259 215H261V216H259L258 221L262 220V218L264 217V208H262L263 207L262 205H257L258 206L257 207L256 205H253V204L249 205V203H247ZM254 206L256 207L257 212L255 211V209L252 208ZM63 207H64L63 205H60V208H63ZM140 209H141V211H139ZM119 210H118V213L121 214L120 219L121 218H122V220L126 219V217L128 216V213H125V215H124V212H122L121 210L119 211ZM72 211H73V215H72ZM74 211H75V213H74ZM187 211H189V210H187ZM70 212H71V214L68 215L67 213H70ZM249 212H250V210H249ZM122 213H123V215H122ZM112 214H115L114 210H112L111 213H109V214H103L102 218L103 217L109 218L112 216ZM258 214H256V215L258 216ZM77 215L78 216L80 215V217L78 218ZM141 216H147V215L141 214ZM174 216L175 215H173V214L170 216L169 223L167 225L168 227L174 222V220L176 218ZM147 218H148V216H147ZM186 219H187V217H186ZM176 220H177V218H176ZM190 227H187V226L182 227L180 229L181 231H179V235L183 236L184 234H190V233L196 234V232L194 230H191L192 228H190ZM167 228H166V230H167ZM188 229L191 231H188ZM234 232H235V230H234ZM104 252H107V249Z\"/></svg>", "mask_w": 264, "mask_h": 264}]
</instances>
